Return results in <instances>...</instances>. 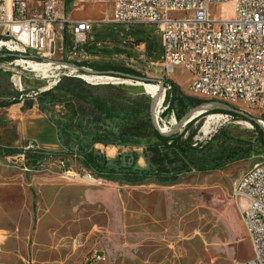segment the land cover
Wrapping results in <instances>:
<instances>
[{"label":"rangeland","instance_id":"rangeland-1","mask_svg":"<svg viewBox=\"0 0 264 264\" xmlns=\"http://www.w3.org/2000/svg\"><path fill=\"white\" fill-rule=\"evenodd\" d=\"M65 13L72 21H91L93 30L78 49L57 50L45 75L18 61L25 58H0V130L11 125L12 113L43 116L21 145L35 138L55 140V161L72 160L73 169L82 164L80 172L89 171L106 182L97 186L66 179L55 170L22 175L4 159L18 151L0 148V264H88L93 251L105 255L106 261L98 264H232L251 259L253 247L241 216L246 201L233 193L243 173L264 164V143L252 123L239 115L212 121L206 115L187 130L184 138L194 134L193 143L201 145L195 154L200 157L216 158L238 150L245 154L244 158L232 155L221 170L191 172L168 185L155 180L135 185L108 180L104 165L107 170H148L145 153L157 143L153 129L170 132L179 122L173 113L162 117L163 94L156 120L152 118L155 98L141 82L71 72L73 68L64 70L62 63L125 66L140 73L144 84L160 88L167 81L177 87V96L195 97L188 90L186 71L166 77L157 25L116 23L110 3L73 0ZM233 16V0L210 7L212 19ZM68 36L72 37L70 30ZM84 75L115 80L90 84L82 79ZM90 154L98 167L85 164ZM182 158L178 155V164Z\"/></svg>","mask_w":264,"mask_h":264},{"label":"built area","instance_id":"built-area-1","mask_svg":"<svg viewBox=\"0 0 264 264\" xmlns=\"http://www.w3.org/2000/svg\"><path fill=\"white\" fill-rule=\"evenodd\" d=\"M76 1L113 4L116 23L157 25L162 32L163 70L167 78L176 69H183L189 75L188 90L193 97L233 106L255 117L264 129V0H233L234 16L228 20L210 17L211 6L225 5L228 0ZM67 4L68 0H0V53L17 54L25 58L22 60L26 66L31 62L51 67L57 50L63 53L68 46L76 50L85 45L93 23L68 19ZM177 14L184 16L175 17ZM61 67L69 70L66 63ZM73 69L71 72H79ZM172 87L170 82L164 84L163 102ZM229 117L233 118L220 115L223 120ZM17 151L16 155H4V159L8 167L22 175L55 170L66 179H83L97 186L106 182L89 171L80 172L82 164L73 169L72 160L55 161L58 152L41 149L34 142L25 143ZM233 195L246 201L241 216L253 257L232 264H264V164H256L243 173ZM105 261L103 253L93 251L88 264Z\"/></svg>","mask_w":264,"mask_h":264},{"label":"trees","instance_id":"trees-1","mask_svg":"<svg viewBox=\"0 0 264 264\" xmlns=\"http://www.w3.org/2000/svg\"><path fill=\"white\" fill-rule=\"evenodd\" d=\"M73 0H68L70 3ZM0 58L4 60H15L18 58L17 54L3 52L0 53ZM66 65L77 69L79 72L86 73L91 72V74H109L113 77H138L144 79V77L125 66L108 64V63H99V62H67ZM164 84H167V81H164ZM177 87L173 85L172 92L167 93L164 104L166 105L165 110L162 114L167 116L171 113L174 114L176 120L180 122L182 118L195 107L206 106L209 110L208 112L202 114V116L211 115V114H228L235 117V115L230 112H224L219 109V107L225 104L210 103L208 101H203L195 98L177 96L175 94ZM31 104L28 105V109H31ZM196 118L190 123H188L183 132L179 135L178 133L171 134L172 131L166 133H160L156 128L153 129V136L156 138L157 143L150 146L146 150V156L149 162V169H130V170H114L106 169L103 167V171L106 174L108 180L121 181L127 185L142 184L146 181L155 180L160 184H174L180 181L184 175L191 172H209L214 170H221L226 165V161L229 158H232V155H235L239 158H244L245 154L241 153V150L231 151L222 153L216 158H205L196 155L195 153L199 150L200 144L193 143L194 134L191 136L185 135L187 130L200 118ZM160 117L158 123L160 124ZM161 125V124H160ZM257 133L260 135L261 142L264 143V130L258 124L252 123ZM167 131L168 125L163 126ZM182 127H179L181 129ZM10 150L11 152L15 149H5ZM178 155H181L183 158L181 163L178 164L180 159H177ZM176 162V163H175ZM85 164L94 165L98 167L97 158L93 157L92 154L85 156Z\"/></svg>","mask_w":264,"mask_h":264},{"label":"crops","instance_id":"crops-1","mask_svg":"<svg viewBox=\"0 0 264 264\" xmlns=\"http://www.w3.org/2000/svg\"><path fill=\"white\" fill-rule=\"evenodd\" d=\"M176 70H178V72L181 71V69ZM10 118L9 120L13 123L11 122V125L0 130V148L17 150L24 144L21 145L22 141L25 138H29L32 134V127L38 125L39 121L44 117L35 115L20 116L18 113H12ZM33 140L38 147L44 150L54 151L58 148V143L55 140L48 141L40 138H35ZM110 155L113 156L114 154Z\"/></svg>","mask_w":264,"mask_h":264},{"label":"water","instance_id":"water-1","mask_svg":"<svg viewBox=\"0 0 264 264\" xmlns=\"http://www.w3.org/2000/svg\"><path fill=\"white\" fill-rule=\"evenodd\" d=\"M124 79H130L132 81H135V82H141V83H145L146 82V79H142V78H138V77H128V76H124L123 77ZM164 89V83L161 84V87H160V93L159 95L154 99L153 103H152V107H151V116L153 119H155V110H156V106L159 104V101H160V98H161V95H162V91ZM219 104V103H218ZM219 109L223 110L224 112H230V113H233L235 115H239L241 117H244L245 119H247L249 122L251 123H255V124H258V121L246 114H243L241 112H239L238 110L234 109L233 107L229 106V105H223L221 107H219ZM208 108L206 106H199V107H195L193 108L192 110H190L183 118L182 120L179 122V125L178 127H176L175 130H173L171 132V134H175L178 132L179 130V127H184L186 126L188 123H190L191 121H193L194 119L200 117L202 114L208 112ZM158 127V126H157ZM158 131L160 133H162L159 128H157Z\"/></svg>","mask_w":264,"mask_h":264},{"label":"bare ground","instance_id":"bare-ground-1","mask_svg":"<svg viewBox=\"0 0 264 264\" xmlns=\"http://www.w3.org/2000/svg\"><path fill=\"white\" fill-rule=\"evenodd\" d=\"M18 61L23 62V60H18ZM18 61H16L15 63H17ZM24 65H26V64L24 63ZM27 66H28L29 69L32 70V72L39 73V74L41 73V74H44V75L47 73V71L49 69V66H47V65L41 67V66H39L37 64H34V63H31V62H29ZM82 79L85 80L86 82L90 83V84H97L96 82L101 81V80H104V81H113V80H115L114 78H103V77L85 76V75L82 76ZM104 83H108V82H104ZM99 84H102V83L99 82ZM139 85L142 86L145 89L146 93L151 95L153 98H156L159 95V93H160V88H159L158 85H149L147 83L146 84L140 83ZM218 118H220V116H218V115H210L208 117V121H212V120H215V119H218ZM171 126L173 127L174 123H172Z\"/></svg>","mask_w":264,"mask_h":264}]
</instances>
